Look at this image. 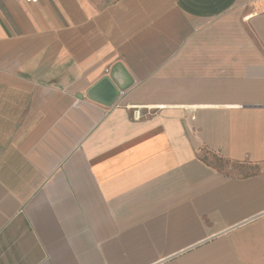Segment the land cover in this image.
<instances>
[{
	"label": "crops",
	"instance_id": "obj_1",
	"mask_svg": "<svg viewBox=\"0 0 264 264\" xmlns=\"http://www.w3.org/2000/svg\"><path fill=\"white\" fill-rule=\"evenodd\" d=\"M0 264H264V0H0Z\"/></svg>",
	"mask_w": 264,
	"mask_h": 264
},
{
	"label": "water",
	"instance_id": "obj_2",
	"mask_svg": "<svg viewBox=\"0 0 264 264\" xmlns=\"http://www.w3.org/2000/svg\"><path fill=\"white\" fill-rule=\"evenodd\" d=\"M118 93L119 91L112 81L108 77H104L87 91L86 96L93 101L110 106Z\"/></svg>",
	"mask_w": 264,
	"mask_h": 264
},
{
	"label": "rangeland",
	"instance_id": "obj_3",
	"mask_svg": "<svg viewBox=\"0 0 264 264\" xmlns=\"http://www.w3.org/2000/svg\"><path fill=\"white\" fill-rule=\"evenodd\" d=\"M209 161L211 162V164H213L215 166H218L220 164V166L224 167L225 169L230 168L229 164L218 163L217 161H215L212 158H210ZM241 172H243V173L247 172L248 174H250L252 172V170L247 169V170L241 171V170H238L237 168L233 170V173H235V174H241Z\"/></svg>",
	"mask_w": 264,
	"mask_h": 264
},
{
	"label": "built area",
	"instance_id": "obj_4",
	"mask_svg": "<svg viewBox=\"0 0 264 264\" xmlns=\"http://www.w3.org/2000/svg\"><path fill=\"white\" fill-rule=\"evenodd\" d=\"M12 1L16 3L34 4V3H37L38 0H12ZM140 118H141L140 112L135 111L133 114V119L138 120Z\"/></svg>",
	"mask_w": 264,
	"mask_h": 264
},
{
	"label": "trees",
	"instance_id": "obj_5",
	"mask_svg": "<svg viewBox=\"0 0 264 264\" xmlns=\"http://www.w3.org/2000/svg\"><path fill=\"white\" fill-rule=\"evenodd\" d=\"M249 170H252V172L250 174H255V168H250Z\"/></svg>",
	"mask_w": 264,
	"mask_h": 264
}]
</instances>
